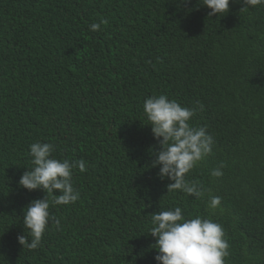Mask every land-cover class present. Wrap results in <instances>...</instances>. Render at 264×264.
Here are the masks:
<instances>
[{"label": "trees", "instance_id": "16d2710c", "mask_svg": "<svg viewBox=\"0 0 264 264\" xmlns=\"http://www.w3.org/2000/svg\"><path fill=\"white\" fill-rule=\"evenodd\" d=\"M243 7L210 17L203 0H0V264H157L152 214L175 207L222 225L225 264H264V5ZM159 94L195 108L190 123L214 139L186 174L201 198L168 191L151 167L160 145L143 104ZM37 141L87 170H73L75 203H50L61 228L29 250L23 209L45 192L18 181Z\"/></svg>", "mask_w": 264, "mask_h": 264}, {"label": "clouds", "instance_id": "9594fccd", "mask_svg": "<svg viewBox=\"0 0 264 264\" xmlns=\"http://www.w3.org/2000/svg\"><path fill=\"white\" fill-rule=\"evenodd\" d=\"M185 3L188 0H184ZM246 7L264 5V0H242ZM203 5L211 9L208 15H219L229 11L230 0H203ZM93 23L89 30H100L101 24ZM203 109V105H199ZM144 114L149 121L154 138L159 142L160 151L154 153L151 167L159 166L158 177L172 181L168 191H182L195 198H201L204 191L200 184L186 179V174L208 157L214 145V139L207 134L205 127H194L190 123L195 115V108L183 107L175 99L170 100L165 94L148 97L143 104ZM162 138V139H161ZM29 155L33 167L25 171L18 183L20 187L33 191L42 189L45 196L31 201L23 209V224L28 236H18V242L29 250L41 246L44 233L51 224L59 230L61 222L52 216L49 208L53 205L75 203L80 193L72 183L73 170H87L84 160L70 161L56 159L55 147L51 143L35 142L30 146ZM221 165L211 171V176H223ZM59 190V195L55 194ZM167 191V192H168ZM51 198V199H50ZM221 204V198L212 196L208 202L210 215H215ZM152 225L148 233L155 238L154 248L157 264H225L229 256V243L225 239L222 225L211 218L196 216L185 218L180 207L159 211L152 214Z\"/></svg>", "mask_w": 264, "mask_h": 264}]
</instances>
